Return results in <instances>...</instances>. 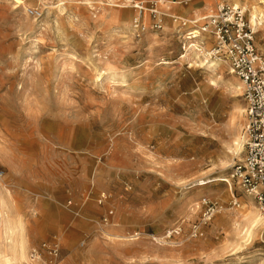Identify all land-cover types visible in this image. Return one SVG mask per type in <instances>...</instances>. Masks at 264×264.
Instances as JSON below:
<instances>
[{
    "label": "rangeland",
    "instance_id": "374dc122",
    "mask_svg": "<svg viewBox=\"0 0 264 264\" xmlns=\"http://www.w3.org/2000/svg\"><path fill=\"white\" fill-rule=\"evenodd\" d=\"M24 1L0 0V264H264L231 179L244 85L182 58L203 0Z\"/></svg>",
    "mask_w": 264,
    "mask_h": 264
},
{
    "label": "built area",
    "instance_id": "2783aa9c",
    "mask_svg": "<svg viewBox=\"0 0 264 264\" xmlns=\"http://www.w3.org/2000/svg\"><path fill=\"white\" fill-rule=\"evenodd\" d=\"M190 1L180 0V4L188 6ZM177 20L185 28L186 47L204 51L201 56L206 61L224 62L244 85L245 158L235 163L231 179L246 197L264 207V56L256 47L257 32L248 21L245 8L227 3L218 5L214 13L200 20ZM206 45H209L207 49ZM106 199L102 194L99 205ZM113 215L114 212L109 211L107 219Z\"/></svg>",
    "mask_w": 264,
    "mask_h": 264
},
{
    "label": "bare ground",
    "instance_id": "6f19581e",
    "mask_svg": "<svg viewBox=\"0 0 264 264\" xmlns=\"http://www.w3.org/2000/svg\"><path fill=\"white\" fill-rule=\"evenodd\" d=\"M212 1H214V3H218V5H220V3H223L221 0H204V4L201 7L200 11L197 12V10L193 11L192 13H190L187 18H183L184 20H189V21H194V20H200L202 19V17L204 15H210L212 13L215 12V10L217 9L218 5L216 4V6H211L210 3H212ZM14 2L18 5L15 7V9L19 8V7H25L26 6V1L24 0H14ZM240 1L239 0H233V6L239 7L240 6ZM160 6H167L166 4V0H159ZM173 5H179L180 2L178 1H173L172 2ZM243 6V5H241ZM136 8H141V6L139 4L136 5ZM244 8V7H243ZM143 10H149L148 8L145 9L143 8ZM246 10V7H245ZM247 10H249V18H250V22L252 25V27H254L255 29H259V28H263L264 29V13L260 12L257 10L256 7H251L250 9L247 8ZM209 47V45H206V49ZM186 53L182 56V58L184 59H191V58H198L200 59L201 63H204V60L201 59L200 55H204V51H196L193 48H188L186 47ZM205 59V58H204ZM223 65H226L224 62L220 61V60H211V61H206V63L204 64L205 67H207L209 70L214 71L218 68H224ZM230 74H232V71L230 69ZM232 85L235 86V83L232 82ZM237 87V86H235ZM243 111H240L238 118L240 120V124L238 125V129H236V125H235V129H236V134H235V139H234V144H233V148H232V155L234 157H239L243 152H244V133L242 134V129L244 127V115H243ZM244 132V131H243ZM179 151V150H178ZM223 177V176H221ZM217 180L223 181L228 183V185L230 186V193L232 192V196L234 197V192H233V188H232V183L230 182L229 179L227 178H219V179H207V180H201L199 185L200 186H207L213 182H216ZM0 190L3 191V185L0 184ZM9 193V191H7ZM106 196V194H103ZM246 200H248L250 202V205L253 206V208L249 209L248 206L244 205V207L246 208L247 211V215L245 216L246 220L248 222H252L257 219L260 218L261 213L259 212L258 207L254 206V203L252 202V199L249 197L245 198ZM246 202V201H244ZM247 203V202H246ZM261 219V218H260ZM114 227H117L114 225ZM113 232H116L117 230L113 228L112 230ZM109 235V234H108ZM108 238L110 240H117V241H122V242H131V241H136L138 240V234L132 236V237H115V236H108ZM15 257L17 260H19L20 262L24 261H28L29 262V256H28V249L25 246L24 243L19 244L15 250Z\"/></svg>",
    "mask_w": 264,
    "mask_h": 264
},
{
    "label": "crops",
    "instance_id": "0c3cea01",
    "mask_svg": "<svg viewBox=\"0 0 264 264\" xmlns=\"http://www.w3.org/2000/svg\"><path fill=\"white\" fill-rule=\"evenodd\" d=\"M221 1L222 2H233V0H221ZM204 3L205 2L203 0V4ZM216 4L218 5V3H214V1H212V3H210L211 6H216ZM256 32H257L256 39H255L256 47L258 48L259 52L264 56V29L259 28V29H257Z\"/></svg>",
    "mask_w": 264,
    "mask_h": 264
}]
</instances>
